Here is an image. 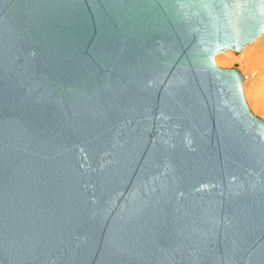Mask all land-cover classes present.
<instances>
[{
    "label": "water",
    "instance_id": "1",
    "mask_svg": "<svg viewBox=\"0 0 264 264\" xmlns=\"http://www.w3.org/2000/svg\"><path fill=\"white\" fill-rule=\"evenodd\" d=\"M187 18L0 0V264H264V119L214 61L264 15L205 50Z\"/></svg>",
    "mask_w": 264,
    "mask_h": 264
},
{
    "label": "bare ground",
    "instance_id": "2",
    "mask_svg": "<svg viewBox=\"0 0 264 264\" xmlns=\"http://www.w3.org/2000/svg\"><path fill=\"white\" fill-rule=\"evenodd\" d=\"M177 1L183 13L189 17L187 18L189 20L188 23L196 37H198L200 47L204 50L228 39V37H233L240 33L248 23L249 16H257V14L262 13L264 15V0ZM255 61L258 67L262 68L264 66V63L259 58H256ZM232 67L238 69L237 66ZM242 80L243 76L241 75V82ZM217 87L219 88L222 98L228 101L230 88L226 87L220 79H217ZM263 89L262 85H256L255 90L257 95H259ZM167 107L175 113L176 110L174 107ZM176 109H178L177 104ZM261 118L264 119V117ZM209 219L210 221L216 220L213 216ZM233 222L235 224L236 234L239 238V243L243 245V233L238 228L240 225L239 217H234ZM262 259L264 261V254L260 257V260Z\"/></svg>",
    "mask_w": 264,
    "mask_h": 264
},
{
    "label": "rangeland",
    "instance_id": "3",
    "mask_svg": "<svg viewBox=\"0 0 264 264\" xmlns=\"http://www.w3.org/2000/svg\"><path fill=\"white\" fill-rule=\"evenodd\" d=\"M264 31L254 42L248 44L235 53L231 50L220 52L214 56L216 64L222 67L237 66L243 80L242 91L249 109L255 115L264 117V89L257 95L256 85L264 88V66H257L255 61L259 58L264 63Z\"/></svg>",
    "mask_w": 264,
    "mask_h": 264
}]
</instances>
